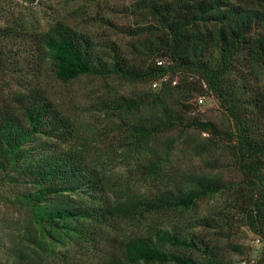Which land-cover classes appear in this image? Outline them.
<instances>
[{"label":"trees","instance_id":"obj_1","mask_svg":"<svg viewBox=\"0 0 264 264\" xmlns=\"http://www.w3.org/2000/svg\"><path fill=\"white\" fill-rule=\"evenodd\" d=\"M127 10L129 48L63 20L0 25V202L22 216L19 242L0 226V264H264V0ZM82 78L104 81L89 113L49 86ZM104 126L140 185L111 181L87 136ZM238 234L259 240L255 258Z\"/></svg>","mask_w":264,"mask_h":264},{"label":"rangeland","instance_id":"obj_2","mask_svg":"<svg viewBox=\"0 0 264 264\" xmlns=\"http://www.w3.org/2000/svg\"><path fill=\"white\" fill-rule=\"evenodd\" d=\"M132 0H0V25L14 23L20 19L34 16L41 22L42 27H47L56 20H63L68 24L85 31H91L95 35L102 32H109L113 38L123 47L129 48L131 36L125 32L128 26H134L136 19L129 15L127 7ZM108 17L115 26H110L103 22L100 17ZM117 25V26H116ZM123 30V31H122ZM102 79L82 78L71 84L56 83L50 81L49 86L51 91L62 99H67L71 96L79 103V109L82 112H91L87 94L97 91L102 88ZM0 83V92L8 90V87L2 86ZM123 86V85H122ZM129 90L134 87L126 86ZM143 85H138L137 90L143 89ZM204 115L216 118L219 121L220 112L212 99L204 102ZM90 138H95L93 141L94 148H97L100 155V161L104 163L106 172L109 174L111 181H116L119 185L137 184L144 180L141 173L134 171L133 164H128L123 156L119 154H111V148H116L117 145L125 142L124 138L116 131L104 127H100L97 134L87 133ZM190 160H184L188 163ZM197 165H203L202 161H197ZM143 183V182H142ZM207 203H202L199 207L200 212L204 213ZM22 216L19 210L12 204L0 202V226H4L3 242L9 245L14 242L21 241L20 234L22 231L21 224ZM148 225L151 220L145 221ZM124 232L127 234L134 229L133 226L125 225ZM145 230V227L142 231ZM242 234V233H241ZM238 234L234 242L244 245L251 258H255L261 249V243L251 234ZM119 235V234H118ZM115 235L119 240L124 238L122 234ZM121 245V244H119ZM236 262L235 264H247L244 257L237 252L231 253Z\"/></svg>","mask_w":264,"mask_h":264},{"label":"built area","instance_id":"obj_3","mask_svg":"<svg viewBox=\"0 0 264 264\" xmlns=\"http://www.w3.org/2000/svg\"><path fill=\"white\" fill-rule=\"evenodd\" d=\"M153 85H154V86H156V85H157V83L155 82ZM200 101H202V98L200 99Z\"/></svg>","mask_w":264,"mask_h":264}]
</instances>
